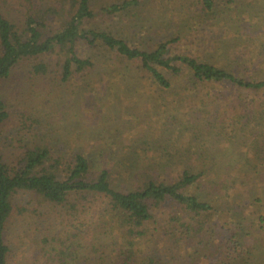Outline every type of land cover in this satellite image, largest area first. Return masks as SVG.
Returning a JSON list of instances; mask_svg holds the SVG:
<instances>
[{
  "label": "trees",
  "instance_id": "obj_1",
  "mask_svg": "<svg viewBox=\"0 0 264 264\" xmlns=\"http://www.w3.org/2000/svg\"><path fill=\"white\" fill-rule=\"evenodd\" d=\"M146 1L121 0L100 12H125ZM181 1H192L205 13L219 9L217 0ZM17 2L18 20L0 7V87L29 62L31 75L53 76L68 87L77 78L87 81L92 75L97 88L112 85L117 89L124 82L121 78L134 72L144 78L145 86H155L165 95L178 92L182 99L188 92H202L218 104L224 95L217 86L228 84L264 95V80H250L241 72L189 54L174 55L172 40L155 42L147 49L112 33L85 28L97 17V0ZM83 46L94 55L81 54ZM106 52L120 60L122 71H115L116 65L110 67L113 62L101 56ZM241 106L242 112L235 108L222 116L238 134L255 120L247 113L248 106ZM17 114L20 132L26 135L13 137L18 154L10 158L5 141L13 114L0 95V264H259L253 263L251 228L246 219H240V209L222 210L215 201L218 193L213 185L234 178L220 171L210 177L204 167L207 159L194 155V150L190 152L194 156L181 157V163L173 160L179 156L172 155L134 171L129 166L134 167L136 160L120 159L117 169L107 164L102 168V161L89 156L82 144L70 145L77 148L70 154L51 145L45 140L50 133L38 116ZM256 146L264 150V136L256 137ZM174 164H184L185 169L174 172ZM164 165L171 168L161 172ZM208 178H213L209 190L205 188ZM126 182L132 187H126ZM28 196L31 201L21 200ZM94 208L98 220L90 218ZM19 219L23 223L16 225ZM46 221L47 228L43 227ZM145 239L150 246L144 253Z\"/></svg>",
  "mask_w": 264,
  "mask_h": 264
},
{
  "label": "rangeland",
  "instance_id": "obj_2",
  "mask_svg": "<svg viewBox=\"0 0 264 264\" xmlns=\"http://www.w3.org/2000/svg\"><path fill=\"white\" fill-rule=\"evenodd\" d=\"M119 1L97 0V17L85 28L112 33L133 46L147 49L155 42L157 45L172 40L175 42L171 48L174 55L189 54L228 71L241 72L250 80H264L263 41H249V0H236L235 3L217 0L219 9L208 13L192 1L181 0H147L125 12H100V8ZM0 7L11 19H19L21 13L17 0H0ZM80 51L83 55L95 53L84 46ZM101 56L113 62L112 68L121 64L110 52ZM30 68L31 63H23L0 87V95L8 102L13 114L6 128L9 139L5 141L10 158L18 154L13 137L26 135V132H20L17 113L38 116L50 133L45 140L65 154L77 149L70 145L82 144L89 156L102 161V168L107 164L117 169L120 159L136 160L134 167L129 166L134 171L154 165L158 160L162 162L165 156H179V160H173L180 163L181 157L201 156L207 159L204 167L210 177L220 171L223 176L231 174L234 178L213 185V191L218 193H215V201L222 210L230 208L235 212L240 209V219H246L251 228L249 247L254 248L253 263L264 264V150L256 146V137L264 136V126L259 124L264 123L263 93H249L235 85H221L217 90L223 92V99L214 104L202 96V92H188L184 99L178 92L165 95L155 86H145L144 78L138 74L134 76V72L128 78H121L123 84H127L116 89L112 85L97 88L96 77L92 75L87 81L77 78L70 87L68 84L61 86L53 76L40 78L31 75ZM114 70L122 71L120 67ZM127 80L132 83L129 85ZM88 81L92 84L89 85ZM243 104L248 106L247 113L255 120L246 132L238 134L231 128L233 123L222 116L232 114L235 108L242 112ZM192 150L196 154H191ZM179 167L185 169L184 164H174L172 168L160 166L161 172H166L167 168L177 172ZM211 179H207V190ZM126 183V187H132L131 182ZM22 198L31 201L30 196ZM95 208L90 218L98 220L99 212H95ZM105 214L110 216L108 212ZM18 223L23 221L19 219L16 225ZM48 223L44 222L43 227L47 228ZM35 227L32 220V231ZM86 234L89 238L93 236L92 232ZM118 238L116 235L115 239ZM88 241L84 240L85 246L89 245ZM142 244L145 253L150 246L149 240L145 239Z\"/></svg>",
  "mask_w": 264,
  "mask_h": 264
},
{
  "label": "crops",
  "instance_id": "obj_3",
  "mask_svg": "<svg viewBox=\"0 0 264 264\" xmlns=\"http://www.w3.org/2000/svg\"><path fill=\"white\" fill-rule=\"evenodd\" d=\"M249 41H263L264 45V0H249Z\"/></svg>",
  "mask_w": 264,
  "mask_h": 264
}]
</instances>
